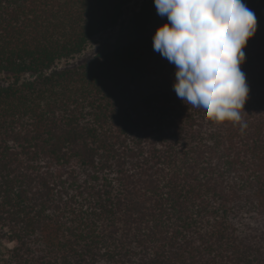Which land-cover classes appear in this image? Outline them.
Here are the masks:
<instances>
[{
	"label": "trees",
	"instance_id": "trees-1",
	"mask_svg": "<svg viewBox=\"0 0 264 264\" xmlns=\"http://www.w3.org/2000/svg\"><path fill=\"white\" fill-rule=\"evenodd\" d=\"M132 1L0 0L4 264H264V0H243V130L177 97L167 18L146 0L122 21Z\"/></svg>",
	"mask_w": 264,
	"mask_h": 264
},
{
	"label": "clouds",
	"instance_id": "clouds-1",
	"mask_svg": "<svg viewBox=\"0 0 264 264\" xmlns=\"http://www.w3.org/2000/svg\"><path fill=\"white\" fill-rule=\"evenodd\" d=\"M168 23L158 27L152 47L175 65L173 89L205 119L247 127L243 116L249 94L244 48L257 19L243 0H154Z\"/></svg>",
	"mask_w": 264,
	"mask_h": 264
},
{
	"label": "rangeland",
	"instance_id": "rangeland-1",
	"mask_svg": "<svg viewBox=\"0 0 264 264\" xmlns=\"http://www.w3.org/2000/svg\"><path fill=\"white\" fill-rule=\"evenodd\" d=\"M146 0H133L131 4H129L125 10H124V15L122 18V21L127 20L131 14L138 9V7L143 4ZM118 28L110 29L106 31L105 33H102L100 35L95 36L90 40L88 43L86 49L84 50L83 53L80 55H77L71 59H66L57 62L53 68L48 72V73H53L57 72L59 70H62L64 68H69V67H76L82 63L87 62L89 59H91L101 48V45L110 39L114 37L116 34ZM32 76H24L22 77L21 80H28L32 79ZM13 80L5 75V74H0V85H6L11 83ZM7 250V246L4 244H0V264H4L5 261V252Z\"/></svg>",
	"mask_w": 264,
	"mask_h": 264
}]
</instances>
